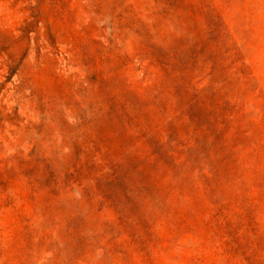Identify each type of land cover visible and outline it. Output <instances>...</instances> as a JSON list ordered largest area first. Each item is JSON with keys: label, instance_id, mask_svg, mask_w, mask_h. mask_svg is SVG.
Wrapping results in <instances>:
<instances>
[{"label": "rangeland", "instance_id": "obj_1", "mask_svg": "<svg viewBox=\"0 0 264 264\" xmlns=\"http://www.w3.org/2000/svg\"><path fill=\"white\" fill-rule=\"evenodd\" d=\"M0 264H264V0H0Z\"/></svg>", "mask_w": 264, "mask_h": 264}]
</instances>
